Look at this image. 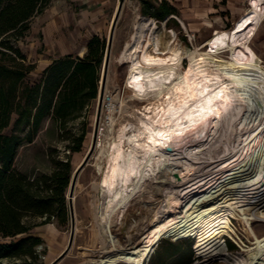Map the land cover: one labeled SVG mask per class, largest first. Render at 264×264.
Segmentation results:
<instances>
[{"label": "bare ground", "instance_id": "bare-ground-1", "mask_svg": "<svg viewBox=\"0 0 264 264\" xmlns=\"http://www.w3.org/2000/svg\"><path fill=\"white\" fill-rule=\"evenodd\" d=\"M248 3L232 29L216 30L204 43L208 51L183 48L176 43V32L165 28L171 35L166 44L156 34L157 22L137 14L117 61L129 64L126 85L131 99L147 104L130 107L119 89L116 94L109 89L113 79L108 73V108L94 154L102 175L94 184L98 195L93 216L101 243L95 264H148L165 238L193 239L192 264H264V233L254 225L264 224V64L250 45L264 22V0ZM241 21L247 23L237 31ZM149 34L151 39H146ZM224 36L228 39H221ZM225 51L228 59L221 56ZM152 73L162 74V79ZM133 77H143V93L132 86ZM205 87L213 90L207 93L214 101L212 111L190 112L198 103L203 106L206 97L200 93ZM219 91L223 99L213 95ZM122 116L129 119L117 128ZM78 187L77 182L74 201ZM154 193L158 204L144 200L145 194L151 199ZM135 202L150 208L148 227L122 243L113 226ZM235 221L243 224L249 244ZM227 237L235 241L237 251L227 247Z\"/></svg>", "mask_w": 264, "mask_h": 264}, {"label": "trees", "instance_id": "trees-1", "mask_svg": "<svg viewBox=\"0 0 264 264\" xmlns=\"http://www.w3.org/2000/svg\"><path fill=\"white\" fill-rule=\"evenodd\" d=\"M142 1V13L165 20L177 14L168 0L155 4ZM53 0H0V264H43L39 250L44 240L33 228L57 220L59 227L70 219L67 192L73 174L72 156L59 158L51 146L49 171L30 175L16 167L20 149L35 141L44 121L60 122L65 128L91 99L98 97L100 72L107 39L95 36L83 58L68 56L55 62L44 79L27 81L34 66L18 43L31 30L33 20ZM173 19V18H171ZM16 118L24 136L7 130ZM71 153L82 150L85 133H69ZM61 140V139H59ZM39 218H45L41 223Z\"/></svg>", "mask_w": 264, "mask_h": 264}, {"label": "rangeland", "instance_id": "rangeland-1", "mask_svg": "<svg viewBox=\"0 0 264 264\" xmlns=\"http://www.w3.org/2000/svg\"><path fill=\"white\" fill-rule=\"evenodd\" d=\"M155 4H159L163 0H150ZM170 4L177 8V14L165 20L157 19L153 16H145L142 13V1L141 0H124V7L116 27L114 44H113V58L111 57V63L109 72L113 82L109 83V89L115 94L117 89L122 93V97L128 100L131 106L136 108L143 107L147 102L140 100H132V91L126 85V77L129 64H121L117 61V56L125 48L126 43L131 37V33L136 21L137 14L143 17H149L157 22L158 28L156 29L163 41L168 44L171 40V35L165 28L172 32L175 31L177 35L176 43H179L183 48H196L200 51H208L206 44H204L216 30H230L234 27L235 22L246 12L249 8L248 0H168ZM68 2V0L66 1ZM65 0H55V4L52 6L54 10L55 5L61 6L66 4ZM61 13V12H60ZM49 18L42 16L35 18L32 22V27L25 38L19 41L18 45L24 50H28L31 46L38 48L39 51H44V44H46V35L44 29L49 23ZM182 21L188 27L189 32L185 29ZM74 20H66L63 25L62 38L67 44L74 41L73 33L76 32V28L73 25ZM58 32V30H56ZM189 33L193 35V38L189 36ZM59 34V33H58ZM110 34V30H109ZM108 34V36H109ZM59 36V35H58ZM57 37V34H56ZM152 34L147 35L146 39H151ZM59 39V37H58ZM79 41L81 37H79ZM108 41V37H107ZM251 47L258 53L264 64V22L258 28L255 36L250 42ZM163 48V47H162ZM152 50V49H151ZM154 51V50H153ZM221 56L224 59L229 58L228 51L222 52ZM189 66V61L184 62V67ZM102 71V70H101ZM102 80L100 72V81ZM99 82V91H100ZM107 85V82H106ZM98 91V93H99ZM99 97V94H98ZM98 97L93 100L92 104L83 109L82 112L76 114V118L70 119L66 125L67 129L63 132L58 130L42 131L36 138V143L30 146H23L16 159V167L30 175H36L41 172L50 170L51 162L47 157V152L51 146L55 147L59 151V158H66V156H72L73 172L77 166L84 160L88 153L94 136V129L97 118L98 110ZM133 110H131L132 112ZM107 113L106 106L102 108L101 117L104 119ZM17 117H14L11 126L7 130L8 133L15 132L24 136L20 127H16L15 121ZM131 118V117H130ZM124 119H129L127 116L120 117L117 128L120 127V123ZM130 120H134L133 118ZM51 127V126H50ZM69 133L82 134L85 133V139L83 141L82 150L80 152L71 153V149L68 147L71 144L70 140H62L70 138ZM61 139V141H59ZM96 153V150L94 154ZM102 175L98 172L95 166L94 155L89 161V164L81 172L78 183L76 198L74 201L75 215H76V236L72 249L68 255L59 264H95L99 258V249L101 243L98 237V227L93 216V200L96 193L95 182L101 180ZM68 195V193H67ZM144 200L153 203V205L160 202L158 194L154 193L150 199L148 195H144ZM68 202V199H67ZM150 215V208L143 207L139 203H133L126 211L122 220L115 222L113 226V233L119 237L122 243H127V237L129 234L137 237L140 232L148 227L145 222V217ZM45 218H39L36 222L41 223ZM235 227L245 243L249 244V238L243 231V224L235 221ZM52 225L58 227V229L64 233L65 237L70 239L71 234V218L66 226L59 227L57 220L53 219ZM255 228L259 234L264 233V224L260 222L254 223ZM47 224L39 225L32 229V233H36L45 228ZM44 240V239H43ZM195 242L193 239H184L180 241H173L170 238H165L160 241L156 246L148 264H192L196 260V251L194 248ZM226 245L231 251H237L239 248L233 239L227 238ZM68 246V244H67ZM66 246V248H67ZM65 248V249H66ZM41 251V262L43 264H51L53 261L49 259L48 249L46 241L39 249ZM213 264H224L220 261Z\"/></svg>", "mask_w": 264, "mask_h": 264}, {"label": "crops", "instance_id": "crops-1", "mask_svg": "<svg viewBox=\"0 0 264 264\" xmlns=\"http://www.w3.org/2000/svg\"><path fill=\"white\" fill-rule=\"evenodd\" d=\"M66 1L67 0H65V2ZM54 2L55 0H53L51 6L44 13L36 17L42 16L50 19L49 23H47V27L44 29L46 35L44 51L41 52L34 46L33 48H31V46L28 50H24V48L19 46L27 57V64L34 66V69L27 77V81L31 85L42 81L47 74V70L54 65L55 62L63 60L68 56H72L73 59L83 58L88 51L89 41L95 36L107 39L120 0H68L66 4H61V6L55 5L54 10L51 11L53 9L52 6L55 4ZM66 20H74L73 25L76 28V32L72 34L74 41L69 44H67L64 38H62V34H60L63 32V25H65L64 22ZM56 30H58V32H56ZM79 37H81L83 41L80 42ZM93 100L94 99H91L85 108L91 105ZM50 129L63 132L70 128H63L59 121L55 122L51 119H47L41 126V132ZM35 143L36 139L27 146L34 145ZM38 231L39 233L36 232L33 234L46 241L48 249L47 256L50 260H55L65 250L68 239L57 226L51 223Z\"/></svg>", "mask_w": 264, "mask_h": 264}, {"label": "water", "instance_id": "water-1", "mask_svg": "<svg viewBox=\"0 0 264 264\" xmlns=\"http://www.w3.org/2000/svg\"><path fill=\"white\" fill-rule=\"evenodd\" d=\"M123 7H124V0H120L118 10H117L116 16L113 20V23L111 25L110 34L108 36L104 62H103L102 68H101L102 80L100 81L101 85H100V91L98 93L99 94L98 110H97V118H96V124H95V129H94V136H93L92 145H91L88 153L86 154L84 160L74 170V172L72 174L70 186H69V189L67 192L68 195H66V198L68 199V206H69L70 218H71V234H70L69 243H68L67 248L51 264H59L68 255V253L72 249L74 241H75L76 215H75V207H74V199H73L74 193H75L77 181H78V178H79L81 172L89 164V161L92 159L94 152L96 150V144H97V139H98V132H99V125H100V120H101L102 108H103L104 101H105L106 82H107V78H108V72H109V67H110L111 57H112V52H113L114 37H115L116 27L118 25L119 19L121 17L122 11H123ZM172 18H175V16H172ZM171 150H172L171 146L166 147V151L171 152ZM175 177L178 178V175L175 174Z\"/></svg>", "mask_w": 264, "mask_h": 264}, {"label": "snow or ice", "instance_id": "snow-or-ice-1", "mask_svg": "<svg viewBox=\"0 0 264 264\" xmlns=\"http://www.w3.org/2000/svg\"><path fill=\"white\" fill-rule=\"evenodd\" d=\"M245 23H247V21H241V25L238 26L237 31H240L243 28ZM234 35L235 34H233V37H234ZM221 39H228V37L224 36V37H221ZM212 43L215 46L217 42L213 41ZM147 62H151V61H147ZM159 63H167V61H161ZM150 75H155L157 80H161L162 79V74H154V73H152ZM142 80H143V77H133V79H132V86L136 87L137 91H139L141 93H143V91H144V88L142 86H140ZM165 82H169V81H165ZM205 83L206 84H210V83H212V81L211 80H206ZM212 91L213 90L211 88L205 87L204 90L200 93L201 96L206 97V99L203 102V106L198 103L192 109H190V112H196L197 109L200 110V114H202V115L206 114L208 112H211L212 111L211 105L213 104L214 101H213L212 97L207 96V93L212 92ZM213 95L217 99H223L224 93H223V91H219V92H214ZM184 107H187V105H185ZM191 118H192L191 116H186L185 117V119H191ZM148 119H151V118L149 117ZM149 131H151V130L149 129ZM155 134L159 135V133H155Z\"/></svg>", "mask_w": 264, "mask_h": 264}, {"label": "built area", "instance_id": "built-area-1", "mask_svg": "<svg viewBox=\"0 0 264 264\" xmlns=\"http://www.w3.org/2000/svg\"><path fill=\"white\" fill-rule=\"evenodd\" d=\"M106 106V108H108V105L105 103V101H104V105H103V108ZM101 120H102V117H101ZM101 120H100V125H101ZM100 125H99V127H100ZM228 238V237H227Z\"/></svg>", "mask_w": 264, "mask_h": 264}]
</instances>
